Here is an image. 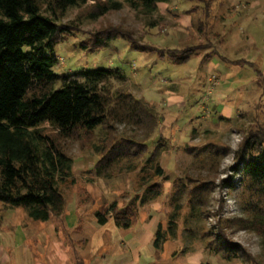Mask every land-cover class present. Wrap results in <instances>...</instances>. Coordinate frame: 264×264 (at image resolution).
Masks as SVG:
<instances>
[{"label": "trees", "instance_id": "trees-1", "mask_svg": "<svg viewBox=\"0 0 264 264\" xmlns=\"http://www.w3.org/2000/svg\"><path fill=\"white\" fill-rule=\"evenodd\" d=\"M85 1L0 0V202L11 208H22L34 220L46 221L61 214L66 202L62 188L75 182L73 159L64 150L63 142L69 139L82 141L100 130L98 143L91 144L99 155L93 166L94 174L109 177L114 172L110 169L112 164L118 163V170L137 168L135 182L140 190L120 205L117 200H112L96 209L97 224H104L111 218L120 229L134 226L143 206L164 195L169 210L164 227L161 222L157 224L152 241L155 248H161L166 240L181 236L182 248L186 250L193 248L194 241L201 243L218 261L234 258L237 245L230 243L222 230L214 232L205 224L207 194L213 179H196L199 174L192 177L185 172L184 175L166 172L159 160L170 142L160 130L164 113L172 111L175 118L169 125L175 126L189 100L179 109L159 105L158 109H162L159 113L155 102L121 89L112 92V79L125 78L118 67H81L75 73L77 76L55 70L54 47L71 32L66 25L58 23L56 12L62 14L66 8ZM169 1L105 0L94 5L88 17L94 19L110 9H119L123 3L151 15L158 2ZM197 2L191 8L200 6L201 15L195 24L202 30L200 19L203 13H208L210 0ZM43 4L53 13L52 17L42 12ZM157 21L151 19L149 27L157 26ZM112 37H123L131 45L135 43L128 31L109 28L101 34L95 33L92 47L102 46ZM84 43H81L83 47ZM152 50L167 63L181 65L193 57L196 45L151 46ZM257 85L261 83L257 82ZM189 111L194 110L189 108ZM202 112L197 111L181 121L179 127L187 124L191 127L188 139L197 132L195 124L205 121L200 116ZM44 123L55 134L42 129L40 126ZM119 123L131 126L132 132L123 130L116 133L117 136L113 134L117 131L115 124ZM202 132L211 131L205 127ZM151 141L156 143L151 146ZM183 149L197 158L194 165L200 167L204 166L206 157L212 153L220 154L226 147L185 143ZM233 158L231 168L234 173H239V177L236 181L231 176L223 178L220 186L238 192L244 215L225 218V226L253 231L264 243V129H249L234 150ZM164 181L172 183L167 191Z\"/></svg>", "mask_w": 264, "mask_h": 264}, {"label": "rangeland", "instance_id": "rangeland-1", "mask_svg": "<svg viewBox=\"0 0 264 264\" xmlns=\"http://www.w3.org/2000/svg\"><path fill=\"white\" fill-rule=\"evenodd\" d=\"M104 1L86 0L80 5L66 8L62 14L56 12L58 23L66 25L71 32L54 47L53 53L57 56L55 70L61 74L76 75L75 73L81 67H118L125 78L112 79V92L121 89L141 98L142 89L138 83L141 82L143 73L161 84L163 77L171 75L172 65H169L170 62L167 63L165 58L159 57L156 51L141 53L140 49L145 48L144 43L155 41L161 35L164 37L163 32L166 33L169 25L172 26L174 22L171 19L168 22H161L158 19V25L150 29L149 22L153 19L152 15L158 16L157 10L151 15H145L126 3H123L119 9H110L94 19L89 18L88 14L94 5ZM169 3L177 4L180 9L196 4L188 0H170ZM263 9L264 0H261V11L256 12L258 21L253 22L247 19L235 26L243 28L244 31L254 32L255 43L261 47L262 51L260 64L246 66L245 72L253 77V83L250 88L244 89V96L239 93L240 85L231 87L233 89L231 98L237 101L235 117L218 124L210 123L209 120L195 124L197 132L188 139L191 127L188 124L179 126L187 116L197 114L196 102L200 93L195 92L190 95L188 105L182 110L184 112L176 120L175 126L169 125L171 121L174 122L175 115L167 110L168 113H164V123H161L160 128L162 135L170 141L165 148L166 152L159 156L166 172L172 171L177 175H184L185 172L192 177H198L196 175L199 174L200 177L196 179H213V185L207 194L206 227L214 232L222 230L226 239L237 245V256L226 261L216 260V264H264V243L260 235L234 225L225 226V218L244 215V211L241 208L238 192L220 186L223 178L231 176L236 181L239 177V173H234L231 168L234 164L233 153L247 131L256 128L264 129V65H261L264 64ZM41 10L52 17L53 13L46 4H43ZM195 10L196 8L192 12ZM163 26L164 28H161ZM109 28L113 31L117 29L128 31L135 43L131 45L123 37H112L104 45L93 48L92 40L95 33L101 34L104 29ZM175 36L178 37V33H175ZM83 41H85V47L81 45ZM143 54L148 55L145 60H151L150 63L144 65L141 63L139 58ZM137 59L139 61L135 64ZM186 65H196L193 70L199 75L204 71V67L196 63V58L195 61L190 59ZM184 68L185 65L181 64L179 71ZM257 82L261 85H257ZM150 91L152 90H148L147 93ZM159 105L156 106V110L161 113L162 109H158ZM189 108L195 112L189 111ZM211 119L212 122H217L213 116ZM40 127L55 134L47 123ZM115 127L117 131L113 134L116 136V133L123 130L132 132L130 130L132 127L123 123L115 124ZM205 127L211 132L203 133ZM99 131L95 130L94 136L82 141L69 139L63 142L64 150L73 159L72 175L75 182L62 188L66 202L61 214L51 216L46 221L34 220L22 208H11L0 202V264H101L104 261L102 258L104 253L114 249L116 244L114 234H111L109 229L100 228L96 223L94 211L112 200H117L119 205L126 202L140 190V187L135 182L137 168L127 170L121 165L122 168L118 170V163L112 164L110 169H114V172L109 177L94 174L93 166L99 155L93 151L91 144L98 143L99 135L102 133ZM155 143L151 141L150 145L153 146ZM185 143L199 147L212 143L226 149L220 151V154L212 153V156L206 157L204 166L199 167L194 165L197 158L183 149ZM171 184V181L163 182L165 191L169 190ZM152 203H157L162 209L168 207L164 195L148 205ZM148 205L143 206V212H148L144 208ZM182 212H185V209ZM177 230L180 236L181 219ZM100 239H102L101 242ZM171 240H175L172 243L176 249L184 245L181 236ZM192 243L193 248L201 246V243L194 241ZM170 244L169 242L165 244L166 250L171 249Z\"/></svg>", "mask_w": 264, "mask_h": 264}, {"label": "crops", "instance_id": "crops-1", "mask_svg": "<svg viewBox=\"0 0 264 264\" xmlns=\"http://www.w3.org/2000/svg\"><path fill=\"white\" fill-rule=\"evenodd\" d=\"M188 1L198 3V0ZM193 9L191 7L180 9L175 3L158 2L156 9L158 16L152 15L153 18L161 22H168L171 19L174 24L169 25L166 33L163 32L164 37L161 35L155 41L144 44L141 42L145 48L140 50L141 53H146L154 51H150L151 46L196 45L195 54L191 59L195 61L196 58V63L201 64L204 71L200 75L195 73L193 69L196 65H186L190 60L184 64L185 68L181 71H179L180 64H169L172 65L171 75L163 77L161 84L143 73L142 80L138 83L142 89L140 95L147 101L164 104L166 109H179L189 100L190 95L195 92L200 93L196 102V112L203 111L200 114L202 119L218 124L233 119L236 115L237 101L231 98V90H233L231 87L240 85L239 93L244 96V89L250 88L253 83V77L245 72L246 66L258 65L261 62L262 51L255 43L254 32L235 27L237 23L240 24L247 19L258 21L256 12L261 11V0H210L208 13H203L204 16L200 19L202 30H198L195 24L202 10L200 6L192 12ZM175 33L179 36H175ZM147 56L143 54L139 58L143 65L151 61L145 60ZM148 90H152L150 94L147 93ZM212 116L217 122H212ZM144 208L148 212H143L142 208L137 223L129 228L116 227L111 218H108L104 224H98L101 229H109L111 234H114L116 243L112 251L104 253L103 264L217 263L216 258L202 246L191 250L182 247L176 249L172 243L175 240H166L161 248H155L152 241L157 224L161 222L164 227L169 208L162 209L157 203ZM168 242L172 247L166 250L165 244Z\"/></svg>", "mask_w": 264, "mask_h": 264}]
</instances>
